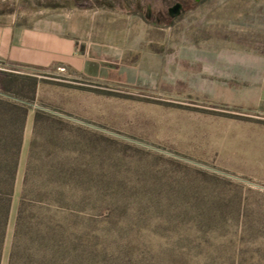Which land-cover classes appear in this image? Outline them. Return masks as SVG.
Masks as SVG:
<instances>
[{
  "label": "rangeland",
  "instance_id": "374dc122",
  "mask_svg": "<svg viewBox=\"0 0 264 264\" xmlns=\"http://www.w3.org/2000/svg\"><path fill=\"white\" fill-rule=\"evenodd\" d=\"M105 1L110 6L83 0L72 8L64 0H0L6 16L1 23L14 25L12 46L0 49V70L37 83L33 94L28 83L22 86L32 102L0 92V99L22 105L32 121L28 127L25 120L22 130L0 264H7L32 141L37 165L43 158L75 157L77 129L109 141L103 142L107 154L140 165L151 160L162 185L158 205L199 202L230 205L229 211L242 205L247 229L229 216L216 233L224 244L236 239L231 246L244 250L241 264H264V108H253L225 80L247 75L244 67L227 63L231 57H264V3L129 0V7L125 0ZM36 111L64 121L66 130L49 133L41 125L33 132ZM63 140L70 144L58 143ZM132 149L190 171L165 175L163 162L133 158ZM177 181L198 188L186 187L174 202L165 186L176 191L169 184ZM37 186L34 179L31 187ZM243 233L248 242L239 243Z\"/></svg>",
  "mask_w": 264,
  "mask_h": 264
},
{
  "label": "trees",
  "instance_id": "16d2710c",
  "mask_svg": "<svg viewBox=\"0 0 264 264\" xmlns=\"http://www.w3.org/2000/svg\"><path fill=\"white\" fill-rule=\"evenodd\" d=\"M78 1L83 0H64L72 8L77 7ZM96 2L110 6L105 0ZM124 2L132 5L129 0ZM24 83H28L33 94L35 79L0 70V92L32 102V96L24 95ZM26 115L22 105L0 99V260ZM41 125L49 133L66 130L64 121L36 111L33 132ZM77 131L81 139L72 143L77 147L75 157H54L48 161L43 158L39 165L35 164L32 141L7 264L242 263L244 250L235 251L231 246L236 239L231 237L224 244V236L216 233L229 216L234 225L239 224L243 231L247 229L242 205H232L230 211V205L199 202L158 205L157 192H161L162 185L151 160L140 165L107 154L103 142L109 141L83 129ZM58 143L70 144L68 140ZM132 153L133 158L163 162L165 175L170 170L190 171L188 166L168 158L143 154L138 149H132ZM196 173L207 182L220 183L214 175ZM34 179L36 188L31 187ZM169 186L176 189L165 186L173 194L174 202H178L187 185L177 181ZM187 188L194 192L198 187L190 183ZM145 230L148 232L144 233ZM247 238L243 233L237 241L243 243Z\"/></svg>",
  "mask_w": 264,
  "mask_h": 264
},
{
  "label": "crops",
  "instance_id": "0c3cea01",
  "mask_svg": "<svg viewBox=\"0 0 264 264\" xmlns=\"http://www.w3.org/2000/svg\"><path fill=\"white\" fill-rule=\"evenodd\" d=\"M255 1L259 2L260 0ZM262 2L264 3V0ZM5 17V13L0 9V20ZM13 30L14 25L12 23H1L0 21V49L8 50L10 44L12 46L11 35H13ZM227 63L244 67L242 70L247 71L246 78L235 75V79V76L232 75L230 79H225L234 82L235 86L233 87L238 92L237 95L248 99L249 104L255 109L264 108V57H231ZM26 124L28 127H32V121L29 119L26 120Z\"/></svg>",
  "mask_w": 264,
  "mask_h": 264
},
{
  "label": "water",
  "instance_id": "95a60500",
  "mask_svg": "<svg viewBox=\"0 0 264 264\" xmlns=\"http://www.w3.org/2000/svg\"><path fill=\"white\" fill-rule=\"evenodd\" d=\"M201 0H193L194 3H199ZM180 9V5L174 6V8L170 11L171 15H176Z\"/></svg>",
  "mask_w": 264,
  "mask_h": 264
},
{
  "label": "flooded vegetation",
  "instance_id": "af4514ba",
  "mask_svg": "<svg viewBox=\"0 0 264 264\" xmlns=\"http://www.w3.org/2000/svg\"><path fill=\"white\" fill-rule=\"evenodd\" d=\"M179 5V4H178Z\"/></svg>",
  "mask_w": 264,
  "mask_h": 264
}]
</instances>
